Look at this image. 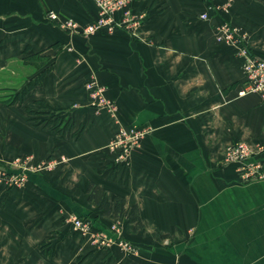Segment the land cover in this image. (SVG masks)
<instances>
[{
  "label": "crops",
  "instance_id": "crops-1",
  "mask_svg": "<svg viewBox=\"0 0 264 264\" xmlns=\"http://www.w3.org/2000/svg\"><path fill=\"white\" fill-rule=\"evenodd\" d=\"M131 5L145 15L138 36L84 37L48 13L86 25L98 16L96 0H0V264H264V179L242 182L239 164L224 162L225 149L243 141L263 148L251 161L264 165V101L238 95L242 47L264 60V0ZM223 25L241 43L220 41ZM36 54L48 59L40 70L24 64ZM46 69L23 102H2ZM91 81L116 115L94 106ZM53 116L72 129L54 131ZM133 125L151 132L117 165L107 145ZM61 158L7 185L17 159L33 167ZM91 183L111 208L120 196L137 205L145 228L90 203ZM73 215L89 229L73 226ZM103 235L108 246L96 244Z\"/></svg>",
  "mask_w": 264,
  "mask_h": 264
},
{
  "label": "built area",
  "instance_id": "built-area-1",
  "mask_svg": "<svg viewBox=\"0 0 264 264\" xmlns=\"http://www.w3.org/2000/svg\"><path fill=\"white\" fill-rule=\"evenodd\" d=\"M135 0H96L98 7V16L89 24L81 25L74 19H61L57 13L51 11L48 13V18L51 22H58L59 27L67 31L70 35H81L88 37L98 32L114 34L116 31H123L132 36H138L139 28L144 20L145 15L136 14L133 11L132 5ZM202 20L208 19V14L200 15ZM219 40H224L227 43H241V36L236 28L228 25H223L220 29ZM240 36V39H238ZM243 58V73L244 79L241 88L238 92L240 97L248 94H258L264 101V60L255 57L247 47H242L240 54ZM90 91V96L94 106L98 108L105 107L113 115H116L117 109L115 104L106 97L105 89L95 81L87 84ZM151 132L150 128H142L138 126L119 127L112 140L107 145V150L113 156V162L117 165H125L128 163L132 152L138 148L146 136ZM263 148H259L262 150ZM254 151L246 142L239 141L229 145L224 152V162L226 164L238 163V171L241 175L242 182L249 183L264 179V165L261 162L251 161V158L258 153ZM66 161L65 158L50 159L45 162L38 163L33 167L27 166V161L17 159L9 167L8 170L15 173L7 174V185L18 186L24 183L27 179V172H41L43 170L54 169L59 162ZM70 220L77 229L88 230L89 224L84 220L71 216ZM115 234H118V229L112 228ZM110 240L106 236L96 241V244L108 246ZM120 245L125 248L129 246L123 242Z\"/></svg>",
  "mask_w": 264,
  "mask_h": 264
},
{
  "label": "trees",
  "instance_id": "trees-1",
  "mask_svg": "<svg viewBox=\"0 0 264 264\" xmlns=\"http://www.w3.org/2000/svg\"><path fill=\"white\" fill-rule=\"evenodd\" d=\"M47 58L42 56L41 54H36L29 56L25 59V63L28 66H31L37 70H40V68L44 67L47 63ZM49 71V69L41 71L37 76H35L34 79L29 81L24 88L20 91L19 94H16L14 97L8 99L7 101H2L4 104H14L18 101L23 102L24 97L27 95V93L35 88L36 86H40L43 83V79L45 74ZM38 104L42 107H45L44 102H38ZM28 112L30 114H34L31 109H28ZM48 114V113H46ZM47 125H51L52 129L54 131H57L59 133H66L72 129V124L70 120H66L65 118L60 117H51L47 122ZM88 200L90 203L95 204L100 211H103L105 215H111L114 214L117 218H125L129 223L134 224L136 229H144L145 225L143 224L139 208L137 205H131L129 204L125 199L120 197H117L115 199V205L113 208H111L108 200H107V194L104 189L99 187L96 184H90L88 186Z\"/></svg>",
  "mask_w": 264,
  "mask_h": 264
},
{
  "label": "rangeland",
  "instance_id": "rangeland-1",
  "mask_svg": "<svg viewBox=\"0 0 264 264\" xmlns=\"http://www.w3.org/2000/svg\"><path fill=\"white\" fill-rule=\"evenodd\" d=\"M6 170H8V169H6Z\"/></svg>",
  "mask_w": 264,
  "mask_h": 264
}]
</instances>
